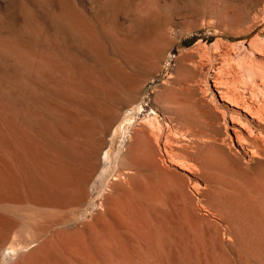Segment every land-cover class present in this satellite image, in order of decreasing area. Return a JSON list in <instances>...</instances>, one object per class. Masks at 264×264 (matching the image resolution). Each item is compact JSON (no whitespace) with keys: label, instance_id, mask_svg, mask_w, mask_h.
Instances as JSON below:
<instances>
[{"label":"rangeland","instance_id":"obj_1","mask_svg":"<svg viewBox=\"0 0 264 264\" xmlns=\"http://www.w3.org/2000/svg\"><path fill=\"white\" fill-rule=\"evenodd\" d=\"M48 2L49 0H0V38H2L0 41H17L18 39V41H20L22 37L21 41L29 40V44L33 46L35 40L45 42L46 40L44 39H47V41H54V39H57V41H60L61 46H68L67 50L70 53L73 52L72 54L76 55L77 58L79 57V60L82 59L83 61H80L83 62L85 66H89L88 69L91 73L94 74V72H99L100 63L102 60L105 61L106 59L113 58L115 62L118 63L115 64L114 60H110L111 63L109 60L104 62V72L102 74L103 78H105L104 80H110V76H108L106 73L109 67H113L112 65L110 66V64L114 62L113 65L120 64V67H118L119 69L117 67L113 68H117V70L120 71L125 69L123 73L126 71L129 77L131 76V78H138L140 81V87H138L136 90L137 92L130 96V98L121 102H119V100L116 101L115 99L114 100L116 102H113V100L111 101L108 98H105L104 100L102 96H95L96 104L105 103L106 105L113 106L115 113L112 117L116 115V120L108 131V134L105 138L104 147L102 148L100 154L97 155L96 165L91 172V176L89 175V178L82 187V195L78 197L73 195L66 201L63 200V202L50 209V211H45V213H47L46 215H43L45 213L42 212V216H44L45 219H48L47 216H50L51 218L49 217V220L51 221L48 222V224L42 230H40L41 232L39 231V233L36 235L37 237L34 236L36 238H30V236L27 237L28 235L26 236L25 234L21 236H15L16 234L13 235L14 233L12 231L9 232L10 237H8V239L11 241L7 240L5 248H0V264H189V262L191 264H264V251L262 249L263 246H261V244L254 245L250 240V242H248V237H243L242 242H237L234 238L232 230L230 229L229 212H227V210L223 211L221 208L222 205L219 202L206 199L203 192L205 191V188L208 189L206 183H208L207 185L212 184L207 179H205L204 176H202V173H199V170L201 172V168L198 167L199 165L197 164V160L192 156H190L191 158L188 157L190 165L193 167L195 166L194 168H189L190 170L186 167L185 169L178 167L177 165L168 161L169 158L164 153L162 146V142L165 140V135L172 136L171 140L173 141V144L176 148L182 146L184 143H188V145L191 147H189L190 150L195 149V139L198 142L200 141L199 143H205V140L207 142V139L208 141H215V139H218V143H220V141L221 144H223L222 141H226L228 144L230 143L229 145L227 144V147L232 148L231 151L233 153L236 150V152L239 151L238 154H241L246 159V148L253 147L255 143L252 142V140L255 141L258 136L261 135L260 137H262V139L259 137L261 140L258 138L259 140L257 139L258 141L256 140L257 143L255 144H258L259 142V145L261 143V145H264V126H259L257 123H251L252 126H250L253 130L252 135H248L246 133V129H241L240 137H238V139L240 140L241 138V140L239 141L236 140L233 132L229 129L230 122L228 123L230 113H237L240 118H243L244 115L246 116L247 113L246 111H243L242 108H244L243 105H247L248 102V104H251L252 106L261 105V100H259L253 94L251 99V91L254 86L253 83H251V80H246L242 68L250 65L254 69H257L258 67V70L264 68V66H262L264 65V43L261 42H264V0H63V2L62 0H50V2ZM52 16L54 17L52 18ZM73 27H78L77 30L81 33H79L76 28L73 30ZM84 35L88 36V38ZM18 36L21 37L19 38ZM93 40H96V42ZM65 41L68 43V45H65L67 44ZM85 41L86 43L90 41L89 44L91 47H87L86 45L89 44L85 45ZM73 42H77L78 44L76 43L75 47L73 46L72 48V45L75 44ZM215 42H217V45ZM81 43H83L85 46H83L82 49L78 47L79 44L81 45ZM95 43L100 45L97 46ZM148 44H159L160 46L164 47L162 54H159L158 56L160 57L156 59V65L154 68H142L139 65L140 61H137L140 59L136 58L137 54H139L138 57H142L141 61L142 59L145 60V57L147 58L149 53L146 52L149 50ZM212 44L214 46L216 45L218 48L212 46ZM253 45H257L256 48ZM99 46L101 49H99ZM133 48H136L139 52L141 50V55ZM70 49L73 51L71 52ZM74 50H76V52ZM94 51L97 52L95 53ZM130 55L133 58L136 56V64L133 61L135 59L129 60L128 57ZM123 56L124 58L126 57L125 59L127 60H125ZM199 56L200 58H198ZM98 58L100 61H96ZM179 61H182L189 69L192 70V72L193 68L194 70L197 68V71L195 70V73H192L190 78L186 74H176ZM107 63L109 64V67ZM131 63L133 65H131ZM258 64L260 66H258ZM217 66L222 67L220 72H217ZM259 75L260 77H255L254 81L257 82L262 80L261 74ZM179 77L183 78L177 79ZM239 80L243 81L240 82ZM203 83H207V85L210 87V92L205 90L206 85ZM192 84L195 85V88L194 85L192 86ZM163 85H172V87L177 89H181L185 85H190L187 87H189L193 95H195L194 98L199 99L203 97L208 99L211 96L212 102L210 101V106L212 107V111L215 116L212 120L215 122L214 124L217 125V128L220 129L221 126L225 124L227 129L224 128L223 125L221 129L225 131H221L222 133L219 132L220 135L217 132L207 131L204 129L199 130L196 134L191 130L190 127L188 129L187 126L189 125H186L180 117L173 113L172 110H167V108L165 109L162 107L161 104H158V102L155 100V93H157L163 87ZM248 86H251V89ZM216 88H218L221 96L219 95ZM193 90H195V93ZM196 94H198V96H196ZM199 95L203 96L200 97ZM227 96L230 98L227 99ZM254 98H257L256 101ZM100 99L103 100L101 101ZM257 100L258 102L260 101L257 103L258 105L256 104ZM221 114L225 115L227 120L226 122L220 118L222 117ZM247 119H249L248 115ZM221 120L223 123H221L220 126V122H222ZM144 125L147 127L146 129L148 133L150 131L149 135L151 136L152 140L156 138L158 133L160 134L158 146H155V149L158 152L155 153L157 157L156 161L155 159H152L153 157L151 158L152 160L149 158L150 154L145 157L144 154H147L148 151H144L143 148L135 145V141H139L136 140L139 139V137H137V134L139 135V129H141V127ZM156 130L159 132L157 133ZM153 132L155 135H153ZM181 132L192 136V140L186 142L181 140V138L174 136V134H179ZM227 135L230 136L231 140L233 139L232 142H230L228 139L229 136L226 139ZM221 136L224 138H221ZM252 136L255 139H253ZM247 139H249L248 142ZM130 141L133 145L131 144L130 149L128 150L129 152H127L126 148ZM242 141L243 144H241ZM247 143L251 146H249ZM244 146L245 149H242ZM103 149L104 153L102 154ZM125 155H129L128 159L125 157ZM153 162L155 163L153 164ZM162 165L166 166H164L165 170ZM193 169L196 172L198 170V175L193 171ZM125 171L129 173H126ZM159 172H161V174ZM192 172H194L196 175ZM161 175L163 179L161 178ZM191 178L192 181H194L193 179H196L199 183V188H201L199 190L202 191L201 193L199 192L200 194L198 193L199 195L190 187L192 182ZM181 180L182 182H185V185L188 183L190 185H186L187 188L184 187L183 184H180ZM177 181L180 185H183L185 190H190V192L189 190H186L185 194L182 193L184 196L186 194L189 195L191 192L193 193H191L189 196L186 195V198L181 195V192L179 194L178 192L180 191L181 187ZM144 183L146 184L144 185ZM176 185H178L179 191L176 189ZM134 186L135 188L137 187V191ZM169 191L172 195L169 193ZM146 193L150 194L151 197H147ZM154 193L157 196L159 195V199H151L153 195L154 198H157L155 197ZM137 195L138 198H136ZM165 195H167V197ZM131 196H133L135 200H133V197ZM190 196L194 197L191 198ZM174 200L176 201L174 202ZM157 203L158 207L156 206ZM162 205L165 206L163 207ZM166 206L170 207L168 208ZM177 206L180 208V210ZM123 207L125 208L123 209ZM188 207L190 210H188ZM152 208H155L156 211ZM176 208L177 210H175ZM184 210L187 212V214L189 213V217L188 215L186 216V212ZM134 211H137V214ZM168 211L171 213L168 214ZM101 212H105V214H101ZM147 212L151 214H148ZM195 212H198L199 214ZM131 213L136 215H132ZM154 214L157 215V218ZM102 215L106 216L103 217ZM158 215L160 218H158ZM164 215H166V217ZM196 215H198L197 217L201 219L200 222L197 217H194ZM14 216L15 215L13 214H11V216L9 214V219H7V221L14 223ZM134 216L135 220L133 221L135 222H132ZM10 217H13L14 221L11 220ZM15 217L18 219L16 222L19 223V217ZM129 218H131V220ZM188 218H190V220ZM123 219L125 220V222L123 221L124 225L120 222ZM165 219L167 221L170 219V222L168 221L169 224ZM173 219H175V221ZM202 220L203 222H201ZM110 221L114 227L111 226ZM159 222H162V226H160ZM134 223H138L137 227ZM151 223L154 225L152 226ZM181 224L182 227L180 228ZM215 225L217 226L216 229ZM19 226L22 229L23 226L21 223H19ZM170 226L172 229H170ZM143 227L144 229L147 228V230H145L148 234H146V231L142 229ZM158 227L160 230H158ZM169 232L171 234H169ZM89 233L90 235H88ZM133 233L135 234L136 238L132 237L134 236ZM51 234H53V236ZM63 234L66 236L62 237ZM12 235L14 240L11 237ZM97 236L98 238L96 239ZM199 236L202 238L201 240ZM56 237L57 239L59 238V243ZM210 237H212V239ZM65 238H67L68 241ZM70 238L71 240H69ZM232 238L233 241H236L233 243V246H231L232 242L230 243ZM193 239H195V241ZM204 239L206 241H204ZM113 240L115 241L113 242ZM53 241L55 244L52 243ZM170 241L172 242L170 243ZM12 242L15 243L13 244ZM66 242H68L67 245ZM8 243L11 248L13 247L12 249L9 248ZM64 245L67 248H65ZM179 245L181 248H179ZM214 246L216 250L214 249ZM123 247H125V249ZM197 247L199 249H197ZM110 248L113 249L110 250ZM126 250H128V252ZM61 251H63V253ZM110 252L112 254H109ZM129 254L130 256L128 257ZM188 258L191 259L188 261ZM246 258L249 260L247 261Z\"/></svg>","mask_w":264,"mask_h":264},{"label":"bare ground","instance_id":"obj_2","mask_svg":"<svg viewBox=\"0 0 264 264\" xmlns=\"http://www.w3.org/2000/svg\"><path fill=\"white\" fill-rule=\"evenodd\" d=\"M49 2H50V0H49ZM62 2H63V0H62ZM50 8H51V6H50ZM53 17L54 16H52V18ZM49 20H50V18H49ZM53 22H54V20H53ZM44 23H45V21H44ZM75 28L77 30L78 27H73V30ZM92 32H93V30H92ZM79 33H81V32H79ZM82 34H83V32H82ZM84 36L88 38V36H86V35H84ZM97 37H98V35H97ZM0 39H2V38H0ZM7 39H9V38H7ZM12 39H14V38H12ZM21 39H22V37H21ZM21 39H20V41H18L19 39L17 41H8V40L7 41H0V248L3 247V249L5 248L7 240H10V239H8V237H10L9 232L12 231L14 233L13 235L16 234L15 236H18V235L21 236V235L25 234L26 236L28 235L27 237L30 236V238H33L34 236H36L39 233L40 230H42L48 224V222L51 221V220H49L50 216H47L48 219H45V217L42 216V212L45 213V211H50V209L56 207L59 203L63 202V200L66 201L67 199H69V197H71L73 195H76L77 197L82 195V189H83L82 187H83L84 183L87 181V179L89 178V175L91 176V174H92L91 172L96 165L97 155L100 154L99 148L101 145V131L103 129V126L115 113L114 112L115 110H114L113 106H111V105L109 106V105H106L105 103L96 104L95 103V98H96L95 96H102L104 98V100H105V98H108L111 101L113 100V102H116L118 100H119V102H121V101H124V100H127L128 98H130V96H132L135 92H137L136 90L138 89V87H140V81L138 78H131V76L129 77L127 75L126 71H125V73H123V71L125 70L124 67H123L124 70L123 71L121 70L122 72L120 70H117V68L120 67L119 66L120 64L115 65L118 62H115V60L113 58L106 59L105 61L109 60V62H110V60H112V61L114 60L115 64L113 65L114 62H112V64H110V66L112 65L113 67H117V68L109 67V64L107 63L109 68L107 69V73H106V71H105V73L108 76H110V78H109L110 80L105 81L104 80L105 78H103V76H102V74L104 72V62L105 61L102 60V58H101L102 61L100 63V69L98 68L99 72H94L95 71L94 70L93 71L94 74H93L88 69L89 66L88 67H87V65L85 66V64L80 61L82 59L79 60L78 59L79 57L77 58L76 55L72 54L73 50L70 49L72 52V53H70L67 50L68 46H66V47L61 46L60 41H57V39H54V41H51V40L47 41V39H44V40H46L45 42L35 40L33 46H31L29 44L30 43V42H28L29 40L28 41H21ZM97 39H99V38H97ZM66 41H65V43L68 42V41L67 42ZM72 41H74V40H72ZM86 41H85V45L90 43V41H88V43H86ZM93 41L96 42V40H93ZM261 42L264 43L263 41H261ZM73 43H75V42H73ZM76 43L72 45V48H73V46L75 47ZM97 43H99V42H97ZM215 43L217 45V42H215ZM65 45H68V43ZM92 45H93V43H92ZM96 45L98 46L100 44H96ZM148 45H149V47H148L149 50H147L146 52H149V53L147 55V58L145 57V60L142 59V61H141L142 57L141 56L138 57L139 54L136 55L137 57L135 55H133L137 59L138 58L140 59L137 61H140L139 65L142 68H154L156 65V59L160 57L158 55L162 54V51L164 49V47L160 46L159 44L158 45L148 44ZM216 45L214 46L212 44V46H214V47H216ZM83 46H84L83 43H81V45L79 44L78 47L80 49H82ZM86 46L91 47L90 44L86 45ZM253 46H255V45H253ZM256 46H255V48H256ZM95 48H97V47H95ZM216 48H218V47H216ZM99 49H101L100 46H99ZM76 50H74V51L76 52ZM134 50L137 51V53H140V55H141V50H140V52L136 48ZM132 52L135 53L134 51H132ZM98 55H100V54H98ZM131 55L128 57L129 60L135 59L133 61L136 64V58L135 57L133 58ZM187 55H189V54H187ZM124 56H126V55H124ZM124 56H123V58H124ZM98 57H100V56H98ZM121 57H122V55H121ZM188 57H190V56H188ZM198 58H200V56ZM125 60H127V59H125ZM96 61H100V59L98 58ZM93 62H94V60H93ZM132 63H131V65H133ZM239 63H241V62H239ZM220 64H219V66H220ZM219 66H217V68H216L217 72H220V70L222 68ZM253 66H255V65H253ZM258 66H260V65L258 64ZM262 66H264V65H262ZM97 67H95V68H97ZM121 67H122V65H121ZM193 67H194V65H193ZM261 67H259V68H261ZM90 69H91V67H90ZM242 69H243V72L245 74L246 80L247 79L251 80L252 81L251 83H253V86H254L252 91H251V99H252V94H253L259 100H261V105L259 106L257 104L260 102V101L258 102V100L256 102V104L258 106H254V105L252 106L251 104H248L249 102L247 103V105L246 104H245V106L243 105L244 108H242V110L246 111V113H247L246 116L245 115L243 116V118H240L237 113L236 114L230 113L229 120H228V123L230 122L229 129L233 132L234 136L236 137V140H239L238 137H240L241 129H246V133L248 135H252L253 130L251 128V126H252L251 123H257L259 126H264V68L258 70V67H257V69H254L250 65V66H245ZM195 70L193 68V72H192V70L189 69L182 61H179L178 67L176 69V71H177L176 74H180V75L186 74L190 78L192 73H195L194 72ZM259 74H261L262 80L257 81V82L254 81L255 77H257V76L260 77ZM107 75H106V77H107ZM196 75H197V73H196ZM243 77H244V75H243ZM182 78L179 77L177 79H182ZM261 78H258V79H261ZM167 81H169V80H167ZM170 81H172V80H170ZM242 81H240V82H242ZM203 84H205V83H203ZM238 84H240V83H238ZM193 85L194 84H192V86ZM205 85H206L205 90L210 92V87L207 85V83ZM234 85H235V83H234ZM187 86H190V85H185V86H183V88L180 87L181 89H177L175 87H172V85L171 86L170 85H167V86L163 85V87L161 86L162 88L157 93H155L154 98L158 102V104H161L162 107H164L165 109L167 108V110L168 109L172 110V112L175 113L178 117H180L186 125H189V126H187L188 129L190 127L191 130L194 131L196 134L199 130H202V129L207 130V131H214V132H217L218 134L221 131L224 132L225 130H222L221 128L223 127V125H224V128H226V126H225V124H223L221 126V123H223L222 120H224L225 122L227 121L225 115L221 114L222 117H220L222 119L221 120L222 122H220V126H221L220 129L221 130L216 127L217 125H215L214 124L215 122H213V120H212L213 117H215L214 113L212 111V107L210 106V101L212 102V97L210 96L208 99H205L202 97L203 95L202 96L199 95L202 98H199V99L194 98L195 95H193L191 89H189V87H187ZM192 86H191V88H192ZM214 87H215V85H214ZM194 88H195V85H194ZM216 90L219 93L218 88H216ZM193 91L195 93V90H193ZM240 91H242V90H240ZM248 92H249V90H248ZM219 95H220V93H219ZM196 96H198V94H196ZM228 98H230V97L227 96V99ZM256 99H255V101H256ZM216 115H218V114H216ZM247 115H248L249 119H247ZM219 116H217V117H219ZM216 124H218V123H216ZM187 127H186V129H187ZM146 128L147 127H145V125H144L143 127H141V129H139L140 130L138 132L139 135L137 134V137H139V139H136L139 141L134 140L136 143L134 141L133 142L135 143V145H138L140 148H143L144 151H148L147 154L143 153L145 155V157L150 154L149 158L151 159L153 157L152 159H155V161H156L157 157H156L155 153H158V152L156 151L155 146L157 147L158 143H159L160 134L158 132L160 131V129L158 132L156 130V132L158 134H157L156 138H154L152 140L151 136L149 135L150 131L148 133ZM194 132H191V133H194ZM177 134H174V136L179 137V138H181V140L186 141V142L189 140H192V138H193L192 136H190L186 133L181 132L178 135ZM210 134H211V132H210ZM247 134H246V138H247ZM153 135H155V133ZM254 135H255V133H254ZM174 136H173V138H174ZM228 136L229 135H227L226 139L228 138ZM253 136H252V138H253ZM260 136H258V138ZM255 137H256V135H255ZM164 138H165V140L162 142V146H163L164 153L169 158L168 161L177 165L178 167H181L184 169L186 167L189 169L193 166L190 165L188 157L192 156L197 160V164L199 165L198 167L201 168V172L199 170V173H202V176H204V178L207 179L212 184V185H207L208 183H206V186H208V189L205 188V191H203L204 195H205L206 199L219 202L222 205L221 208L223 209V211L227 210V212H229V215H230V217H229L230 221L229 222H230V227H231L230 229L233 232L235 240L237 242H242L243 237H248L249 238V239H247L248 242L251 241V243H253L254 245L261 244V246H263L262 249L264 251V145H261L262 143L259 145V142H258V144H255V143H257L256 140L258 138L255 141L252 140V142H255L254 145L252 143L253 147H249V148L247 147L246 148V154H247L246 159L241 154H238L239 151L236 152L237 150L234 148L233 149L236 151H234V153H233L231 151L232 148L227 147L228 142H226V141H222L223 144H221V141H220V143L217 142L218 139L217 140L215 139L216 142L215 141H208V139H207V142L205 140V143H199L200 141L198 142V141H196V139L194 141V139H193L194 143H196L195 146L193 144L195 149L193 148L194 150H190L191 147L188 145V143H186V144L182 143L183 144L182 146H179L176 148L173 144V141L171 140L172 136L165 135ZM221 138H224V137L221 136ZM243 138H244V136H243ZM260 138L262 139V137H260ZM228 139L230 140V142H232V140H233V139L232 140L230 139V136ZM253 139H255V138H253ZM240 140H241V138H240ZM248 140L249 139H247V142H248ZM176 141H178V140H176ZM243 141L241 144H243ZM131 144H132V142L130 141L129 145L126 148L127 152H129L128 150L130 149ZM247 144H246V146H247ZM249 146H251V145H249ZM231 147H232V145H231ZM242 149H245V146ZM103 153H104V149L102 151V154ZM125 157H127V159H128L129 155L128 156L125 155ZM160 159H161V157H160ZM128 161H131V160H128ZM154 163L155 162H153V164ZM165 167H164V170H165ZM142 168H144V167H142ZM193 171H194V169H193ZM194 172H196V171H194ZM194 172H192V173H194ZM197 172H198V170H197ZM126 173H129V172H126ZM130 173H132V172H130ZM159 173L161 174V172H159ZM197 175H198V173H197ZM119 177H121V176H119ZM161 178H162V175H161ZM134 180H136V179H134ZM193 180L194 181H192V178H191V181H192L191 185L189 183L188 184L190 185V187L192 188L193 191L197 192V194L199 192L201 193L202 191L199 190L201 188H199L198 181L196 179H193ZM161 181H163V180H161ZM181 182H182V180H181ZM181 182H180V184H183L184 187L187 188L186 185H188V184L185 185V182H182V183ZM134 184H135V182H134ZM145 184L146 183H144V185ZM174 184H175V182H174ZM178 184H179V182H178ZM156 185H158V184H156ZM183 185H180V187H181L180 191L178 189V185H176L177 186L176 189H178V191H179V192L178 191L177 192L179 194L181 192V195H183L182 193L185 194L186 190L187 191L189 190V189L185 190ZM135 186H137V185H135ZM135 186H134V188H135ZM116 188H117V186H116ZM135 189L137 191V187ZM166 189H167V187H166ZM173 189H175V188H173ZM150 192H151V190H150ZM153 192H154V189H153ZM189 192H190V190H189ZM131 193H132V191H131ZM144 193H142V194H144ZM169 193H170V191H169ZM191 193H193V192H191ZM191 193L189 195H191ZM151 195H152V192H151ZM151 195L147 194L146 196L151 197ZM171 195H169V196H171ZM186 195L189 196L188 194H186ZM133 196H131V197H133ZM153 196L151 198L152 200L159 199L158 198L159 195L157 196L155 194V197H157V198H154ZM165 196L167 197V195H165ZM139 197H141V196H139ZM193 197H191V198H193ZM136 198H138V195ZM133 200H135L134 197H133ZM175 201L176 200H174V202ZM106 203H108V202H106ZM164 203H166V202H164ZM155 204H156V201H155ZM173 205H175V204H173ZM141 206H143V205H141ZM156 206L158 207V203ZM190 206H191V204H190ZM125 207H123V209ZM166 207H168V206H166ZM192 207H193V205H192ZM140 208H142V207H140ZM185 208H186V206H185ZM195 208H198V207H195ZM201 208H202V206H201ZM152 209H155V208H152ZM207 209H208V207H207ZM114 210H116V209H114ZM135 210H137V209H135ZM157 210H160V209H157ZM175 210H177V208ZM179 210H180V208H179ZM188 210H190L189 207H188ZM109 211H111V210H109ZM137 211H134V212H136V214H137ZM155 211H156V209H155ZM209 211H211V210H209ZM103 213L105 214V212H103ZM103 213L101 212V214H103ZM162 213H161V215H162ZM169 213H171V212L168 211V214ZM195 213H198V212H195ZM9 214H10V216H11V214H13V215L19 217V219H20L19 223H21V225L23 226L22 229L20 228L19 223L16 222L18 219L15 216H14V218H15L14 223L15 224L7 221V219H9L8 218ZM46 214L47 213H45L43 215H46ZM136 214L133 213L132 215H136ZM148 214H151V213H148ZM188 214L186 212V216ZM214 214H215V212H214ZM172 215H173V213H172ZM204 215H206V214H204ZM211 215H213V214H211ZM105 216H103V217H105ZM127 216H129V215H127ZM141 216H142V214H141ZM155 216L157 218V215H155ZM164 216L166 217V215H164ZM190 216H191V214H190ZM197 216L198 215H196L194 217L196 218ZM183 217H184V215H183ZM188 217H189V215H188ZM14 218L12 217L11 220L14 221ZM116 218H117V216H116ZM134 218H135V216L133 217L132 222H135V221H133V220H135ZM158 218H160L159 215H158ZM124 219H125V217H124ZM124 219L122 221H120L121 224H123L125 222ZM129 219L131 220V218H129ZM188 219L190 220V218H188ZM173 220L175 221V219H173ZM178 220H179V217H178ZM183 220H181V221H183ZM200 220L201 219H199V222H200ZM168 221L170 222V219ZM168 221H167V223H168ZM96 222H98V221H96ZM201 222H203V220ZM110 223L112 226L111 221H110ZM159 223H160V226H162L161 225L162 222H159ZM209 223H211V222H209ZM134 224H136V223H134ZM137 224H136V227H137ZM182 224H181V226L179 225L180 228L182 227ZM153 225L154 224H152V226ZM86 226H88V225H86ZM167 226H169V225H167ZM112 227H114V226H112ZM216 227L217 226L215 225V229H216ZM84 228H85V226H84ZM103 228H105V227H103ZM125 228H127V227H125ZM187 228H188V226H187ZM142 229H144V227ZM145 229L147 230V228H145ZM170 229H172V227ZM44 230H43V232H44ZM89 230H90V228H89ZM106 230H107V228H106ZM148 230H149V228H148ZM158 230H160L159 227H158ZM208 230H210V229H208ZM198 231H199V229H198ZM205 231H206V229H205ZM218 231H219V229H218ZM163 232H164V230H163ZM219 233H220V231H219ZM84 234H85V232H84ZM123 234H125V233H123ZM146 234H148L147 231H146ZM169 234H171V233L169 232ZM204 234H205V232H204ZM13 235L11 237L14 240ZM51 235L53 236V234H51ZM67 235H68V233H67ZM88 235H90V233ZM127 235H130V234H127ZM63 236L65 237L66 235L63 234L62 237ZM98 236L96 237V239L98 238ZM187 236H189V235H187ZM36 237H34V238H36ZM132 237H135V234ZM196 238H197V236H196ZM199 238H200V236H199ZM205 238H207V237H205ZM210 238L212 239V237H210ZM228 238H229V236H228ZM56 239H57V237H56ZM65 239H67V238H65ZM128 239H129V237H128ZM130 239H131V237H130ZM174 239H175V237H174ZM201 239L202 238H200V240ZM57 240L59 243V238ZM69 240H71V238ZM115 240H113V242ZM152 240H153V238H152ZM172 240H173V238H172ZM193 240L195 241V239H193ZM67 241H68V239H67ZM204 241H206V240L204 239ZM218 241H220V240H218ZM236 241H233V238H232V241H230V243L232 242L231 246H233V243ZM143 242H145V241H143ZM171 242L172 241H170V243ZM12 243L14 244L15 242H12ZM52 243H54V241ZM67 243L68 242H66V245H67ZM152 243H153V241H152ZM78 244H79V241H78ZM84 244H86V243H84ZM138 244H139V242H138ZM140 244H142V243H140ZM147 244H148V241H147ZM208 244H210V243H208ZM187 245H188V242H187ZM212 245H213V243H212ZM8 246H9V243H8ZM124 246H125V244H124ZM138 246H143V245H138ZM215 246H217V245H215ZM215 246H214V249H215ZM56 247H58V246H56ZM64 247H65V245H64ZM79 247H80V245H79ZM125 247H123V248L125 249ZM9 248H11V247L9 246ZM65 248H67V247H65ZM179 248H181L180 245H179ZM207 248H209V247H207ZM77 249H79V248H77ZM111 249H113V248H110V250ZM197 249H199V248L197 247ZM119 250H121V249H119ZM126 251L128 252V250H126ZM179 251H180V249H179ZM57 252H58V250H57ZM61 252L63 253V251H61ZM71 252H72V250H71ZM217 252H219V251H217ZM109 254H112V253L110 252ZM122 254H124V253H122ZM185 254H186V252H185ZM222 254H223V251H222ZM237 254H239V253H237ZM129 256H130V254L128 255V257ZM107 259H108V257H107ZM189 259H191V258H188V261H189ZM228 259H229V257H228ZM55 260H57V259H55ZM248 260L249 259H247V261ZM112 261H114V260H112ZM64 264H66V263H64ZM189 264H191V263L189 262Z\"/></svg>","mask_w":264,"mask_h":264},{"label":"water","instance_id":"obj_3","mask_svg":"<svg viewBox=\"0 0 264 264\" xmlns=\"http://www.w3.org/2000/svg\"><path fill=\"white\" fill-rule=\"evenodd\" d=\"M115 120H116V115L114 117L110 118L103 126V129L101 131V145L99 148V153L105 145V138H106L108 131L110 130V128H111V126Z\"/></svg>","mask_w":264,"mask_h":264}]
</instances>
